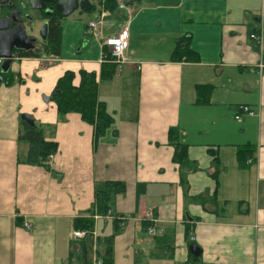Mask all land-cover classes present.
<instances>
[{
	"label": "crops",
	"instance_id": "1",
	"mask_svg": "<svg viewBox=\"0 0 264 264\" xmlns=\"http://www.w3.org/2000/svg\"><path fill=\"white\" fill-rule=\"evenodd\" d=\"M104 10L103 37L129 32V63L113 64L109 81L99 42L98 57L72 50L62 22L59 56L16 54L0 71V264H100L105 239L111 264H264V38H249L264 30V0H115ZM80 70L96 74L113 120L97 140L79 114L43 101L67 71L77 87ZM242 106L253 114L238 123ZM23 114L57 145L44 165L25 163ZM108 182L123 190L100 217L94 196ZM80 220L93 229L75 240Z\"/></svg>",
	"mask_w": 264,
	"mask_h": 264
},
{
	"label": "trees",
	"instance_id": "2",
	"mask_svg": "<svg viewBox=\"0 0 264 264\" xmlns=\"http://www.w3.org/2000/svg\"><path fill=\"white\" fill-rule=\"evenodd\" d=\"M93 7V6H92ZM103 7L109 12L115 9V0H105ZM59 13L48 16L47 38L44 44L52 56H59L60 39H61V22L58 17ZM185 47V46H184ZM180 49L177 45L173 54ZM182 52H188L184 48ZM20 58L33 59L39 58V52H19ZM173 59V57H171ZM102 67L99 79L109 81L114 75L115 65L109 63ZM8 74V73H7ZM5 74V75H7ZM79 84L73 86L74 73L67 71L60 77L55 85V88L50 97V101L56 106L59 116H64L69 113L79 114L81 120L92 126L94 131V139L101 138L105 132L112 126V117L106 112L103 103L97 100V78L94 72H86L80 70ZM21 133L19 140L28 144V150L25 163L29 166L44 165L49 157L53 156L57 151V145L54 142L44 140L42 132L37 127H29L24 122L20 121ZM175 134L169 131V137L172 140ZM184 148L175 150L173 161L180 163L185 157ZM49 166V165H48ZM122 185L118 183L108 182L100 190H97L94 196V206L96 214L100 217H107L110 210V203L113 196L122 192ZM76 230L84 231L88 235L92 232V220H80L76 223ZM110 242V239H108ZM110 247L105 251V258L101 260V264H111ZM196 260V258L193 257Z\"/></svg>",
	"mask_w": 264,
	"mask_h": 264
},
{
	"label": "water",
	"instance_id": "3",
	"mask_svg": "<svg viewBox=\"0 0 264 264\" xmlns=\"http://www.w3.org/2000/svg\"><path fill=\"white\" fill-rule=\"evenodd\" d=\"M1 0L0 1V71L1 73H7L10 69V65L15 58L13 52H32L35 51V44L37 39L28 37L25 33L23 25L18 23V17L20 11H25L27 8L44 12L46 16H50L53 12L59 13L62 18L66 19L75 11L80 10L82 12H88L92 9V4L89 0ZM47 5H53V7H47ZM18 6L20 11L13 13L5 12L8 8ZM24 19L27 22H33V18L26 15ZM15 25L11 27V25ZM48 23L42 24L39 30L40 41L44 42L47 38ZM1 81V79H0ZM44 102H49L50 99L43 98ZM20 120L29 127H34V120L30 115L23 114L20 116ZM189 253L197 258L200 255L199 249L191 244L189 246Z\"/></svg>",
	"mask_w": 264,
	"mask_h": 264
},
{
	"label": "rangeland",
	"instance_id": "4",
	"mask_svg": "<svg viewBox=\"0 0 264 264\" xmlns=\"http://www.w3.org/2000/svg\"><path fill=\"white\" fill-rule=\"evenodd\" d=\"M22 1L24 0H19L18 2L20 3ZM104 1L105 0H90V3L93 6L90 11L82 12L80 10H77L66 19L56 16L60 19V22H62L63 38H68L70 40L71 44L69 48H71L72 50H76L78 45H80L81 47H83L84 50H86V52L89 53V55L93 54L96 57H98V48L94 42V38H92L90 32H88V24L90 22L96 21V19L99 18V13L103 14L102 10L105 9L104 11H108L106 8L102 6ZM25 12H26V15L33 18V22L30 25L26 24L24 26L25 33L28 37H33L35 39H38L37 38L39 37L38 33L42 26V23H43L42 21L44 20V18L40 17L39 12L33 11L29 8H27ZM106 14L107 13H105V17L107 16ZM103 23L106 24V26L108 27H111L112 25V21L107 20L105 22V18H104ZM38 41H40V39H38ZM37 48L38 49L40 48V51H38L40 54V57L52 58L51 57L52 55H50L45 45H42L39 42V47H35V49L37 50ZM93 246H95V243L93 244ZM107 248H108V242L105 239V244H103V249L107 250ZM96 251H98V256L103 253V251H101V243L100 245L96 246ZM99 261H100L99 258L98 259L95 258L94 260L95 264H98Z\"/></svg>",
	"mask_w": 264,
	"mask_h": 264
},
{
	"label": "built area",
	"instance_id": "5",
	"mask_svg": "<svg viewBox=\"0 0 264 264\" xmlns=\"http://www.w3.org/2000/svg\"><path fill=\"white\" fill-rule=\"evenodd\" d=\"M118 8L120 10L128 11L131 9V6L127 4H119ZM104 14H101L99 18L96 19L94 22H90L88 24V29L90 30V34L92 38H94L96 41L99 42L100 47H101V55H100V62L102 63H112L117 66H121L124 64L129 63V61L125 58L124 53L128 49L129 46V32L127 28H123L120 30L119 33H117L114 36H109V37H103L101 33V27L103 26L104 22ZM263 21V19H261ZM249 38L256 43L259 44L260 47L263 46V38H264V30L262 29L261 31L259 30L256 33H252L249 35ZM106 49V51H104ZM139 70V67L137 68ZM256 69L258 72H262L264 70V60L261 59L259 63L256 66ZM238 113L234 119L238 123L241 122V113L246 114V115H252V111L245 106L239 107ZM143 220L153 223L154 218H153V212L152 211H146L143 213ZM26 229H30L31 226L27 223L24 225ZM87 233L84 231H75L72 235L73 239L79 240V239H84L87 237ZM147 235L150 237H155L158 236V233L156 232L155 229L149 228L147 230Z\"/></svg>",
	"mask_w": 264,
	"mask_h": 264
},
{
	"label": "flooded vegetation",
	"instance_id": "6",
	"mask_svg": "<svg viewBox=\"0 0 264 264\" xmlns=\"http://www.w3.org/2000/svg\"><path fill=\"white\" fill-rule=\"evenodd\" d=\"M1 1V0H0ZM47 7H53V5H47ZM15 11H20V9H19V7L18 6H14V7H12V8H8L5 12H7V13H13V12H15ZM56 12H53L50 16H52L53 17V15L55 14ZM40 14V17H43L44 18V20L42 21L43 23H45V22H49V18H47L48 16H46L45 15V13L44 12H40L39 13ZM26 16V12L25 11H20V14H19V17H18V23L19 24H21V25H23V27L26 25V24H31L32 22H27L25 19H24V17ZM42 23V24H43ZM15 25L13 24V25H11V27H14ZM38 35H39V33H38ZM38 39H40L39 37H37ZM38 39H37V43L35 44V47H39V42H40V44H44V42H42V41H38ZM35 49V48H34ZM36 50V49H35ZM38 51H40V48L38 49L37 48V50L36 51H32V52H38ZM15 55L16 54H18V53H16V52H13Z\"/></svg>",
	"mask_w": 264,
	"mask_h": 264
}]
</instances>
